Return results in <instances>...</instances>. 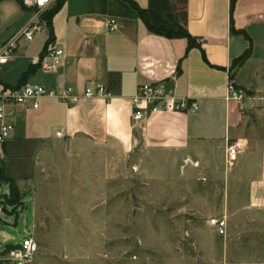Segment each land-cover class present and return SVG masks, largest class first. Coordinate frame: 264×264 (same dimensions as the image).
<instances>
[{
  "label": "crops",
  "instance_id": "1",
  "mask_svg": "<svg viewBox=\"0 0 264 264\" xmlns=\"http://www.w3.org/2000/svg\"><path fill=\"white\" fill-rule=\"evenodd\" d=\"M29 15L19 0H0V45L24 27ZM106 18L117 21V30L108 32ZM231 23L245 37L233 34ZM147 25L171 33L180 27L199 47L187 49L185 38L153 33ZM49 47L62 49L64 62L56 72L44 73L33 60ZM248 49L247 60L231 71L233 60ZM27 72L23 84L54 92L71 87L80 94L93 81L111 99L67 105L44 97L36 109L7 106L4 122L12 131L0 143V199L9 193L8 181H14L23 201L29 183L58 161V154L62 160L63 150L73 157L81 147L99 148L112 162L138 151L172 154L200 165L211 162L217 150L216 161L230 168L239 162L229 189L249 195L247 202L225 205L227 225L243 230L245 221L264 216V0H237L232 13L230 0H66L50 26L45 21L42 31L30 43L20 42L1 67L0 94L17 87ZM158 80L166 81L176 98L195 102L197 110L154 113L133 127L130 98L138 85ZM229 83L243 91L241 103L225 99ZM229 144L238 146L231 165ZM11 239L0 230V245H13L7 244Z\"/></svg>",
  "mask_w": 264,
  "mask_h": 264
},
{
  "label": "rangeland",
  "instance_id": "2",
  "mask_svg": "<svg viewBox=\"0 0 264 264\" xmlns=\"http://www.w3.org/2000/svg\"><path fill=\"white\" fill-rule=\"evenodd\" d=\"M66 153L0 214L7 244L34 237L33 264H264V216L243 230L229 222L226 237L207 224L249 199L229 189L238 160L230 168L217 150L205 165L140 151L116 162L99 148Z\"/></svg>",
  "mask_w": 264,
  "mask_h": 264
},
{
  "label": "built area",
  "instance_id": "3",
  "mask_svg": "<svg viewBox=\"0 0 264 264\" xmlns=\"http://www.w3.org/2000/svg\"><path fill=\"white\" fill-rule=\"evenodd\" d=\"M66 0H19L20 5L30 10V15L24 27L7 41L0 45V69L16 53L20 42L30 43L35 35L42 31L45 20L44 15L48 9L57 3ZM105 25L108 32L117 30L115 19L106 18ZM64 62V52L60 48L49 47L44 54L35 58L33 63L44 73L56 72ZM44 97L54 98L64 104L76 103L80 99L100 97L109 101L111 94L105 87L93 81H89L83 91L78 94L71 87H65L59 92L46 89L41 85L24 84L20 87L5 89L0 94V143L7 140L12 131V126L4 122L7 106H30L36 109L39 100ZM225 99H232L241 103L244 93L233 84L227 85ZM130 120L133 127L147 119L150 115L159 112H183L196 111L197 105L186 98H176L167 88L164 80L152 81L137 86L136 93L130 98ZM237 144H229L226 148L227 164L231 165L237 156ZM3 207L0 206V212ZM208 225L213 228L220 237L226 236L227 223L225 217H214L208 220ZM37 253V244L29 236L21 240L8 252L0 257L1 264H32Z\"/></svg>",
  "mask_w": 264,
  "mask_h": 264
},
{
  "label": "trees",
  "instance_id": "4",
  "mask_svg": "<svg viewBox=\"0 0 264 264\" xmlns=\"http://www.w3.org/2000/svg\"><path fill=\"white\" fill-rule=\"evenodd\" d=\"M237 0H230V13H232L235 3ZM61 5V3H57L56 6L51 9L50 12H48L47 14H45L44 16V20L46 21L47 25L50 26V21H51V16L54 14V12L57 10V8ZM139 15L144 19L145 18V13L142 11H139L137 9ZM147 27L149 28V30L153 33H157V34H161L164 35L166 37H180V38H185L187 40V49L190 48H194V47H199L198 44L196 43L195 39L193 37H191L185 30H183L182 28H178L177 32L175 33H171V32H161L160 30H157L153 27H151L150 25H147ZM231 32L233 34H240V35H244V33L242 31H237L234 29L232 23H231ZM250 54V49H248L243 55H241L239 58L233 60L232 65H231V71H234L235 69H237L239 66H241L249 57ZM30 72L24 73L20 79V83L17 87H20L23 84L25 78L29 75ZM9 183V193L7 195H3L0 199V203L3 206V209L5 210V208L8 207H12L15 208L19 205L22 204V195L19 192L16 184L14 183V181H8ZM11 248H13V245H6L4 248L3 253L8 252ZM1 264V263H0Z\"/></svg>",
  "mask_w": 264,
  "mask_h": 264
}]
</instances>
